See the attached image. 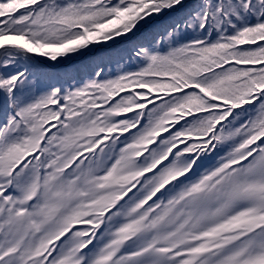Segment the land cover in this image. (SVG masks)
Returning a JSON list of instances; mask_svg holds the SVG:
<instances>
[{
    "label": "snow or ice",
    "instance_id": "obj_1",
    "mask_svg": "<svg viewBox=\"0 0 264 264\" xmlns=\"http://www.w3.org/2000/svg\"><path fill=\"white\" fill-rule=\"evenodd\" d=\"M0 264H264V0H0Z\"/></svg>",
    "mask_w": 264,
    "mask_h": 264
}]
</instances>
